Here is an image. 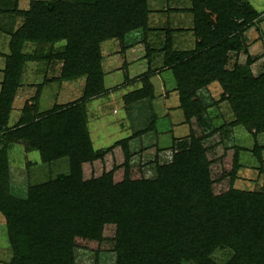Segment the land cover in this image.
<instances>
[{
	"label": "trees",
	"instance_id": "trees-1",
	"mask_svg": "<svg viewBox=\"0 0 264 264\" xmlns=\"http://www.w3.org/2000/svg\"><path fill=\"white\" fill-rule=\"evenodd\" d=\"M190 1V7L172 11L191 15L194 48L176 49V30L165 28L159 49L189 132L172 149L157 148L153 159L140 163L130 142L154 125L95 149L86 102L106 92L104 42L118 41L123 52L138 43L126 42L128 37L142 30L146 56L157 51L148 42L154 30L149 0H30L27 8L19 0H0V15L23 19L9 33V51L0 52V213L12 250L7 264H77V250L92 253L95 262L112 254L115 264H220L214 259L219 250L231 252L225 264H264V188L235 186L242 151L264 163V145L257 140L264 133V71L252 73L258 58L245 36L261 12L250 0ZM240 53L246 62L230 67L231 54ZM36 60L62 63L60 80L85 77L83 95L41 113L40 86L35 105L26 102L23 116L9 127L25 66ZM151 75L148 70L142 86L123 96L125 104L154 99ZM214 83L220 88L216 100L209 93ZM221 102L233 119L212 127L205 114ZM238 126L253 136V147L227 145ZM22 141L45 163L66 158L69 170L16 197L7 152ZM151 163L155 174L148 177Z\"/></svg>",
	"mask_w": 264,
	"mask_h": 264
},
{
	"label": "rangeland",
	"instance_id": "rangeland-1",
	"mask_svg": "<svg viewBox=\"0 0 264 264\" xmlns=\"http://www.w3.org/2000/svg\"><path fill=\"white\" fill-rule=\"evenodd\" d=\"M29 2L30 0H19V7L27 8ZM250 3L254 9L261 12V16L256 21V25L245 33L252 56L258 58L256 67H253V64L251 66L252 73L257 76L264 71V0H250ZM190 5V0H149L152 13L157 14L152 16V19L155 20V24L159 27L165 26L163 29L167 27L166 25L168 22L169 25L174 23L177 14L179 16V13L173 14L172 10L177 8H188ZM11 8H13V5ZM180 16H184L186 18L184 20L192 18L188 13H182ZM22 21L23 19L19 16L10 17L9 15H0V52L7 53L9 51V33L12 29L18 28ZM185 23L188 24V22ZM151 25L150 28L154 29L152 28V23ZM143 34L142 30H139L134 33L132 37L129 36L126 42L131 38L132 41H137V44H142L140 48H145V44L142 41L144 37ZM159 36H161L159 39L162 38L163 41L160 45L162 48L166 39V33L163 32ZM129 42L131 43V41ZM115 43V40L104 42L102 45L103 54L111 52ZM154 45H158V43ZM174 46L177 49L175 43ZM182 47L186 48L185 45ZM27 49L28 51H33L34 46L27 47ZM189 50H192V48ZM246 60L247 55L244 53L231 54L230 67L236 62L244 64ZM145 61L147 60L143 59L142 64L148 67ZM4 66L5 57L0 55V86L3 79ZM61 66L62 63L60 62L47 63L45 60L31 61L26 64L25 72L21 80V89H19L14 102L9 127L16 126L23 116V109L26 102L29 105H35V97L38 94V88H40V86L41 89L36 106L38 112L41 113L49 112L55 105H66L82 97L86 78L82 77L66 82L60 80ZM154 68V71H158V69L163 68V65L160 63V65ZM252 68H254V70ZM140 71L143 70L140 69ZM104 72L106 71L104 70ZM157 73V77L153 76V74L151 75V77H154L152 82L155 86L156 92L154 91V93L156 98L154 97L153 103L152 100L148 102V99H146L136 103L138 105L124 104L121 99L123 94L136 89L139 87L138 85L140 83H137L138 85L134 83L130 86H123L121 83L124 80V76L121 70H113L105 74L104 83L108 88L106 92L86 102L88 129L95 149L109 147L117 140L143 131L153 124V130L135 137V139L130 142L132 151L135 152L136 156L138 155L136 162L140 160V163H144L153 159L157 148L170 150L175 147L178 140L187 137L189 132L188 126L185 124L182 109L176 107L178 106L177 103L175 107L170 104L167 105L171 106L169 107L171 110L170 115H175V117H171L170 124L164 122V115L166 114L164 110L167 106H163V104H166V95H170L172 91L169 89L165 91L162 90L161 84L158 86L160 82L158 77L162 78V72ZM163 76H170V83H166L165 88L174 86L175 80L172 72L166 71ZM209 93L215 100L220 98V88L217 83H214L211 88H209ZM216 105L205 114V118L212 127L219 126L233 119V113L227 103L221 102L220 105ZM165 120L169 122L167 118H165ZM236 128V131L232 130L229 132L225 140L227 145L233 146L239 144L247 148L253 147V136L241 126ZM260 138L261 141H264V134H262ZM7 154L10 163V192L16 197H26L29 185L42 183L59 174H65L69 170L66 158L57 160L53 163H45L41 159L39 152L30 149L28 144L24 141L12 145ZM240 161L243 166L239 171V179L236 181L235 186L242 190L263 189L264 174L262 173L264 172V163H260L250 151H242L240 154ZM261 167L263 168L262 170L260 169ZM154 169L155 166L153 163L146 166V176H153L155 174ZM230 256V251L219 250L214 254V259L220 264H225ZM11 258L12 250L7 237L6 222L3 215L0 213V264H7ZM94 259L92 253L76 251L77 264H115L114 255L112 254L101 255L97 262H95Z\"/></svg>",
	"mask_w": 264,
	"mask_h": 264
},
{
	"label": "crops",
	"instance_id": "crops-1",
	"mask_svg": "<svg viewBox=\"0 0 264 264\" xmlns=\"http://www.w3.org/2000/svg\"><path fill=\"white\" fill-rule=\"evenodd\" d=\"M170 13H171V11H170ZM172 13L173 14L179 13V16L177 14L176 20L174 21L173 24L169 25V22H168L166 25L167 26L166 28L176 29V31L173 33V35H174L173 40H174V43H175L177 49H180V50H189L190 48L193 49L195 46V38H194V34L191 30L192 18H189L188 20H184L186 18L184 16H180V15H182L181 12L172 11ZM155 15H157V14L151 13V15H150V26H152L151 25V23H152L153 24L152 28H154V30L151 31V33L149 34L148 42L151 44L152 48L154 47L157 51H155L153 54H151L150 56L147 57L146 51L144 52L145 48H140V45H142V44H137V45L135 44L134 46L128 47L125 51L122 52L121 45L119 44L118 41H116L117 44L116 43L114 44L112 51L109 53L106 52L105 54H103V68L106 71L105 74L112 72L113 70H121L123 73V76H124V80L121 84L123 86H130L131 84H134V83L136 85H138L137 83H140L138 85L139 87H137L136 89H138L142 86L141 76L143 73H146V71H148V70L151 71V74H153V76H155V77H157V75H156V74H158L157 72H162L161 73L162 78L158 77V79L160 80L158 86H160V84H161L162 90L165 91L166 89H169L172 91L170 95H166V97H167L165 100L166 104H163V106H165V105L167 106L170 104L171 106L175 107V104L177 103L178 106H176V107H179V95H178L177 91L175 90V84L172 87L170 86V88L169 87L165 88L166 83H170V76L164 77L163 74L166 71H170V70L167 68H161V69H158V71L157 70L154 71L155 70L154 67H157L158 65H160V63H162V65H163V54L161 52H159V49L161 48L160 45L163 43V41H162V38L159 39L161 37L159 35L163 32L166 33L165 29H163V27H165V26L159 27L158 25L155 24V20L152 19V16H155ZM185 22H188V24H186ZM186 25H188V26H186ZM155 43H158V45H154ZM183 45H185L186 48H183L182 47ZM249 52H250V50H249ZM250 54L252 55L251 52H250ZM143 59L147 60V61H145V64H147L148 67L143 66V64H142ZM256 63L257 62L253 63V65H254L253 67H256ZM140 69L143 71H140ZM252 69L254 70V68H252ZM153 79H154V77H151V82ZM162 85H163V87H162ZM153 86H154V84H153ZM105 88L108 89L107 86H105ZM209 88H211V87H209ZM136 89H134V90H136ZM131 91H133V90H131ZM131 91L126 92V94L131 92ZM154 91L156 92L155 86H154ZM124 95L125 94L122 95L121 100H123V103L125 104L124 99H123ZM155 98H156V96H155ZM153 100H152V103H153ZM148 102H149V100H148ZM133 105H138V104H133ZM171 106H167L164 110L166 113L164 116L169 121V122H167L164 118V122L166 124H170L171 117L172 118L175 117V115H172V116L170 115L171 110L169 107H171ZM158 123H159V121H158ZM236 129L237 128H234V131H236ZM261 135L262 134L258 135L257 140L261 145H264V141H261V138H260ZM263 153H264V151H263ZM263 153H262V157L264 159ZM256 170H259V169H256ZM262 174H264V172Z\"/></svg>",
	"mask_w": 264,
	"mask_h": 264
}]
</instances>
